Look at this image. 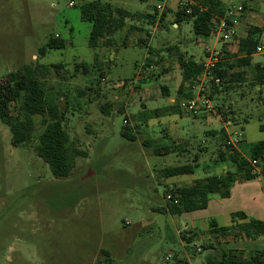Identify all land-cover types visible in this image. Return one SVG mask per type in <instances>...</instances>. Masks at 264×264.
<instances>
[{
  "label": "rangeland",
  "instance_id": "374dc122",
  "mask_svg": "<svg viewBox=\"0 0 264 264\" xmlns=\"http://www.w3.org/2000/svg\"><path fill=\"white\" fill-rule=\"evenodd\" d=\"M88 1L92 0H0V80L27 65L61 67L51 69L47 86L62 95V105L68 100L71 140L88 153L77 160L70 176L55 178L34 144L12 146L10 130L0 121V264H95L104 258L103 250L110 253L111 264H174L178 258L205 264L203 245L214 242L220 249L233 242L211 236V220L229 226L232 213L226 211L244 212L251 204L236 201L243 193L238 187L221 212L216 213L220 207L211 203L172 215L166 212L167 196L174 185L186 187L235 171L231 163L217 162L223 151L221 129L228 137L241 133L237 149L249 158L250 148L264 141V87L261 92L252 87L254 70L242 67L246 82L220 96L228 121L216 109V101L213 111L197 118L171 114L181 98L179 54L204 60L207 47L222 49L219 37L196 35L192 21L173 25L187 0L170 1L157 14L160 0H101L134 17L115 33L110 47L102 43L92 48V25L81 13ZM248 4L264 24V0ZM146 14L154 15L155 21ZM132 25L138 30L129 33ZM56 37L66 46L41 56V48ZM95 59L104 71L100 83L96 74L86 77L75 71V64ZM254 63H264V54L254 56ZM83 90L85 95L80 94ZM103 104L111 105L108 115ZM165 108L171 115L164 116ZM125 123L135 141L121 135ZM36 127L39 134V117ZM173 141L187 144L186 150L156 156L146 145ZM188 164H197L194 173L163 177L166 168ZM258 179L236 183L248 184L245 197L254 198L253 211L264 222V178ZM189 238L194 239L187 244ZM263 241L253 243L259 247Z\"/></svg>",
  "mask_w": 264,
  "mask_h": 264
},
{
  "label": "trees",
  "instance_id": "16d2710c",
  "mask_svg": "<svg viewBox=\"0 0 264 264\" xmlns=\"http://www.w3.org/2000/svg\"><path fill=\"white\" fill-rule=\"evenodd\" d=\"M244 10L246 11L245 6ZM155 11L157 14V8ZM225 12L226 8L222 0H189V2L183 3L176 12L173 25L180 26L184 21H192L196 35L211 37L213 19L223 17ZM81 13L82 19L92 25L88 41V45L92 48H97L102 43L110 47L115 33L123 30L127 21L134 17V14L129 10L101 0L85 2L82 5ZM165 15L162 14L161 22ZM145 17L148 20L153 19V21L156 19L151 14H146ZM136 30L138 28L132 25L128 32L133 33ZM262 33L263 31L257 28H251L247 35L240 40L237 51L238 58L231 60L230 54L225 51V60L218 64L215 71V74L221 78V84L213 86L208 97L217 102L216 109L219 113H223L226 121H228L227 113L223 111L225 106L220 96L240 88L246 82V73L239 71V68L251 66L253 56L257 53V48L261 46ZM65 46V41L60 37L50 38L47 44L41 48L40 54L45 56L47 50L62 49ZM178 62L182 76L178 88L181 98H179L178 104H176V100L172 105L171 110L173 109L174 113L171 114L183 115L179 102L181 99L194 97L189 84L202 75L203 65L202 61L195 60L194 57L186 59L183 54H179ZM52 68L61 67L39 63L27 65L18 72L8 74L4 80H0V121L10 130L13 147L21 148L34 144L36 154L49 166L52 175L55 178H63L70 176L77 165V160L87 158L88 153L71 140L67 127L68 100L62 105V95L54 93L52 88L47 86L46 79ZM253 70L254 77L251 86L259 88L261 92L264 87V63L256 64ZM75 71H81L86 77L96 74L97 83H100L104 77V71L96 59L93 63L75 64ZM80 94L85 95L86 92L83 90L80 91ZM220 101L222 102L218 103ZM110 108V104L102 106L106 115L110 113ZM120 111L122 110L120 109ZM163 111L164 116L171 115L168 108ZM156 113L157 111L154 112V116L159 118ZM37 117L40 118L42 126L39 134H36ZM147 118L150 119L151 116ZM260 129L264 131V124L260 126ZM121 135L127 140L135 141V134L126 123L122 128ZM146 145L156 156H164L184 152L187 144L173 141L170 144L148 142ZM220 146L223 151L220 152L217 162H229L235 171H228L225 176L198 179L186 187L174 185L169 191L173 199L168 202L166 212L172 215H182L205 209L213 196H218L221 199L230 198L231 189L238 180L252 181L260 177L264 178V141L253 145L249 151V158H246L236 147L228 143L227 131L221 129ZM253 162H256V165H253ZM196 167L197 164L168 167L163 171V177L192 174ZM231 217L232 223L229 226H219L216 220H211L209 231L215 239L238 241L264 238L263 221L249 217L244 212H233ZM193 239H187V244H190ZM202 247L206 252L205 264H264V251L245 253L226 248L217 249L214 247V242H209ZM101 253L104 258L95 264H111L110 253L104 250ZM174 264L190 263L186 259L178 258Z\"/></svg>",
  "mask_w": 264,
  "mask_h": 264
},
{
  "label": "built area",
  "instance_id": "2783aa9c",
  "mask_svg": "<svg viewBox=\"0 0 264 264\" xmlns=\"http://www.w3.org/2000/svg\"><path fill=\"white\" fill-rule=\"evenodd\" d=\"M170 1L173 0H160L162 6H158L157 10L164 11ZM186 2H189V0ZM244 13L243 4L239 0H231L224 16L213 19L211 36L219 37L223 43V47L222 49L206 48L205 59L202 60L203 73L199 78L189 84V88L194 93V97L181 99L179 102L183 113L199 117L214 110L212 100L208 96L213 86H219L221 84V78L215 74V71L217 70L218 64L225 60V51L231 54L234 52V45L239 44L235 38ZM257 53H264V47L259 46ZM239 137H241V133L234 132V137H228V143L237 148V144L240 143ZM252 164L256 165V162ZM167 199L172 201L173 197L168 195Z\"/></svg>",
  "mask_w": 264,
  "mask_h": 264
},
{
  "label": "crops",
  "instance_id": "0c3cea01",
  "mask_svg": "<svg viewBox=\"0 0 264 264\" xmlns=\"http://www.w3.org/2000/svg\"><path fill=\"white\" fill-rule=\"evenodd\" d=\"M230 1L231 0H229L228 3H224V1H223V5H224L225 8H227V6L229 5ZM239 1L243 4V6L246 7V11H245V13H244V15L242 17L241 24L239 26V29H238V32H237V36H236L235 39L238 41V43H240V40L247 35L248 31L251 28H257V29L263 31V33L261 34V40H262L261 43H263V38H264V24L261 23V21H259V17L258 16H254V15L251 14V12H250L251 11V7L248 4L250 1H258L259 2L261 0H244V1L239 0ZM259 5H262V4L260 3ZM241 34H245V35L242 36ZM238 47H239V44L238 45H234V48H233L234 52L231 53L230 55L237 54ZM261 54H264V53H256L254 56L261 55ZM254 56H253V62L251 64V66H249L251 68H253L256 64H258V63H254ZM194 59L197 60L196 58H194ZM202 60H198V61H202ZM225 175L226 174H224L222 176H225ZM258 180H260V179H258ZM177 186L184 187L182 185H177ZM238 187H239L240 190H242L243 193L237 195L239 197H237L236 201L239 200L240 202L250 203L251 206L250 207L248 206V208H250V210L251 209L252 210L250 211V210L246 209L244 212L249 217L256 216L257 213H255L253 211L254 209L252 208V206L253 207H256L257 206V204L255 203L254 198L252 196L251 197H249V196H246L245 197V195H247L246 192L248 191V188H249L248 184H246V183H242L240 186H238V184L236 183L234 185V187L232 188L230 198L221 199V201H218V200H215V198L213 197L211 199V201L209 202V204H208L209 207H210V204L211 203H217L220 208H218L217 211H215V212L216 213L221 212L222 211L221 209L224 207V203L227 202V201L230 202V200L234 197L235 191H236V189ZM229 212L233 213V212H236V211H232V210H227L226 211V213H229ZM252 218H255L257 220H260V219H258L259 217H257V216L256 217H252ZM211 236H213V235L211 234ZM261 239H264V238H261ZM261 239H258V240H238V241H233V242L231 241V242L226 243V247H224V248H226V249H232V250H237V251H243L245 253H252V252H255V251H264V241H263L262 244L259 245V247H257V245L254 244V243L260 241ZM250 242H252V243L254 242V243L253 244H249ZM220 244H222V243H220ZM249 245H250V247H249ZM214 247L217 248V246L215 245V243H214ZM222 248L223 247H221L220 249H222ZM217 249H219V248H217Z\"/></svg>",
  "mask_w": 264,
  "mask_h": 264
}]
</instances>
